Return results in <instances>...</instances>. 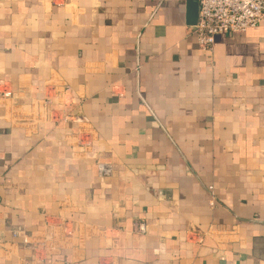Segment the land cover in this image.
Wrapping results in <instances>:
<instances>
[{
    "label": "crops",
    "instance_id": "obj_1",
    "mask_svg": "<svg viewBox=\"0 0 264 264\" xmlns=\"http://www.w3.org/2000/svg\"><path fill=\"white\" fill-rule=\"evenodd\" d=\"M0 200V264H264V20L0 0Z\"/></svg>",
    "mask_w": 264,
    "mask_h": 264
},
{
    "label": "built area",
    "instance_id": "obj_2",
    "mask_svg": "<svg viewBox=\"0 0 264 264\" xmlns=\"http://www.w3.org/2000/svg\"><path fill=\"white\" fill-rule=\"evenodd\" d=\"M199 8L198 27L194 32L199 47L205 51L213 50L216 37L245 33L258 28L264 20V0H199ZM99 170L101 176L112 174L109 165L100 164ZM135 230L145 233L146 224H136Z\"/></svg>",
    "mask_w": 264,
    "mask_h": 264
},
{
    "label": "water",
    "instance_id": "obj_3",
    "mask_svg": "<svg viewBox=\"0 0 264 264\" xmlns=\"http://www.w3.org/2000/svg\"><path fill=\"white\" fill-rule=\"evenodd\" d=\"M199 0H187V18L189 26L195 31L198 27L199 20ZM99 165H97V175L99 179L106 180L107 176H101L99 172ZM114 175L113 169L112 174Z\"/></svg>",
    "mask_w": 264,
    "mask_h": 264
}]
</instances>
